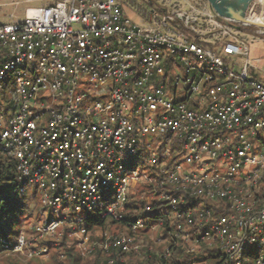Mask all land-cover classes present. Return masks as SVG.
Instances as JSON below:
<instances>
[{
	"label": "built area",
	"instance_id": "obj_1",
	"mask_svg": "<svg viewBox=\"0 0 264 264\" xmlns=\"http://www.w3.org/2000/svg\"><path fill=\"white\" fill-rule=\"evenodd\" d=\"M248 27L206 0H56L1 26L0 151L39 191L38 231L86 245L82 213L120 224L140 200L106 251L156 231L187 264H264V29Z\"/></svg>",
	"mask_w": 264,
	"mask_h": 264
},
{
	"label": "rangeland",
	"instance_id": "obj_2",
	"mask_svg": "<svg viewBox=\"0 0 264 264\" xmlns=\"http://www.w3.org/2000/svg\"><path fill=\"white\" fill-rule=\"evenodd\" d=\"M135 1L141 2V0ZM55 2L56 0H31V2L29 0H0V26L17 25V23L24 22L28 8L45 7L46 5H54ZM136 21L140 22L139 20ZM76 28H81V26L77 25ZM245 32L252 33L254 29L247 28ZM250 47V61L254 66L251 72L258 80L264 82V38L252 42ZM82 215L89 220L99 218L97 214L82 213ZM52 218H54V214L51 212L49 219L52 220ZM41 222V212L23 216L21 226L25 243L0 253V264H68V258L64 253L72 247L75 248V252L83 255L85 263L92 264L97 251L105 249L107 243L105 234L108 237H116L121 234L117 229L118 225L111 224L109 221L106 223L107 230L95 227L90 231V241L86 245H82L84 240L82 236L72 232L67 225L55 232L43 234L38 231ZM131 248L132 250L128 254L121 256L123 264H139L149 259L153 260V258L158 261L160 257H166L168 264H174L177 261L172 258V255L167 254L166 245L161 241L156 231L138 235L137 242ZM110 254L112 255L111 252ZM111 255L109 256L110 259L114 260Z\"/></svg>",
	"mask_w": 264,
	"mask_h": 264
},
{
	"label": "trees",
	"instance_id": "obj_3",
	"mask_svg": "<svg viewBox=\"0 0 264 264\" xmlns=\"http://www.w3.org/2000/svg\"><path fill=\"white\" fill-rule=\"evenodd\" d=\"M253 28V27H248ZM1 60V59H0ZM1 63V61H0ZM145 205L144 201H133L129 204V210L126 212V216L129 218L134 215V211L140 209ZM41 200L39 197V191L36 188H33L28 185H21L18 181V169L16 162L10 160L8 157L2 154L0 151V253L6 252L9 249H13L19 243V238L22 234L21 220L26 214H37L41 212ZM156 218H159L158 214H154ZM127 217L124 218V221L119 223H113L118 225V231L122 235L124 222L127 220ZM100 216L98 219L89 220V226L92 229L102 228L106 229V223ZM168 224H166V228ZM166 235L167 232L164 231ZM167 236V235H166ZM165 240L167 237H163ZM165 243L166 247L171 248L172 258L177 261L174 264H187L189 263V258L187 256H181L182 254L175 249V245L171 239L167 240ZM105 250V249H104ZM99 250L96 253L95 260L92 261V264H123L121 262V256L128 254L117 249H110L109 251ZM75 248H69L65 254L68 258V264H90L85 263V259L82 254L75 252ZM112 253V255L110 254ZM114 258L113 263L110 259V255ZM191 257V256H189ZM202 256H198L195 260L201 261ZM159 258V257H158ZM111 260V261H110ZM139 264H168L166 257H160L159 260H147Z\"/></svg>",
	"mask_w": 264,
	"mask_h": 264
},
{
	"label": "water",
	"instance_id": "obj_4",
	"mask_svg": "<svg viewBox=\"0 0 264 264\" xmlns=\"http://www.w3.org/2000/svg\"><path fill=\"white\" fill-rule=\"evenodd\" d=\"M217 15L242 26L264 29V0H206Z\"/></svg>",
	"mask_w": 264,
	"mask_h": 264
},
{
	"label": "crops",
	"instance_id": "obj_5",
	"mask_svg": "<svg viewBox=\"0 0 264 264\" xmlns=\"http://www.w3.org/2000/svg\"><path fill=\"white\" fill-rule=\"evenodd\" d=\"M126 13H127V15L129 16V18L131 20H134L135 22H138L136 20H139L140 21L139 16L137 15V13L135 12V10L133 8H128V10L126 11Z\"/></svg>",
	"mask_w": 264,
	"mask_h": 264
}]
</instances>
